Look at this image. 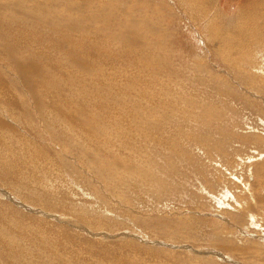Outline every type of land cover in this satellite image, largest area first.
I'll list each match as a JSON object with an SVG mask.
<instances>
[{
    "label": "rangeland",
    "instance_id": "rangeland-1",
    "mask_svg": "<svg viewBox=\"0 0 264 264\" xmlns=\"http://www.w3.org/2000/svg\"><path fill=\"white\" fill-rule=\"evenodd\" d=\"M0 264H264V0H0Z\"/></svg>",
    "mask_w": 264,
    "mask_h": 264
}]
</instances>
